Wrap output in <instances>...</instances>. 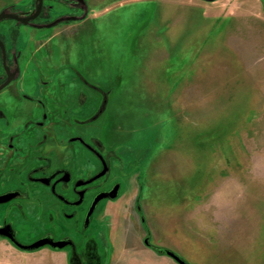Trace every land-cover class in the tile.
Listing matches in <instances>:
<instances>
[{"label": "rangeland", "instance_id": "1", "mask_svg": "<svg viewBox=\"0 0 264 264\" xmlns=\"http://www.w3.org/2000/svg\"><path fill=\"white\" fill-rule=\"evenodd\" d=\"M95 11L87 29L37 44L57 90H81L80 72L100 88L81 82L94 101L109 91L93 128L131 156L133 177L88 234L93 261L179 264L145 244L149 231L151 246L190 264H264V1L106 0ZM0 264L69 261L0 237Z\"/></svg>", "mask_w": 264, "mask_h": 264}, {"label": "flooded vegetation", "instance_id": "2", "mask_svg": "<svg viewBox=\"0 0 264 264\" xmlns=\"http://www.w3.org/2000/svg\"><path fill=\"white\" fill-rule=\"evenodd\" d=\"M105 1L2 0L0 4V14L6 16L0 20V195L11 197L0 201V228L6 227L23 243L42 237L71 241L83 264L97 263L93 260L98 258V243L88 234L99 220L101 202L117 200L124 176L133 177L131 156L124 142L99 137L93 128L107 109L109 91L100 112L104 100L94 101L102 97L85 90L81 82L100 88L80 72L75 82L81 90H57L44 73L47 60L37 44L45 34L87 29V23L97 18L96 5ZM103 170L101 177L83 183ZM116 188L118 196L101 199L88 218L97 195ZM0 237L13 244L9 237ZM42 248L67 251L70 264L71 244Z\"/></svg>", "mask_w": 264, "mask_h": 264}, {"label": "water", "instance_id": "3", "mask_svg": "<svg viewBox=\"0 0 264 264\" xmlns=\"http://www.w3.org/2000/svg\"><path fill=\"white\" fill-rule=\"evenodd\" d=\"M212 1V0H209ZM42 2L38 5V8L41 6ZM5 14L2 13L0 14V20L5 18ZM107 104V99L105 98L103 101V105L100 109V112L104 110L105 106ZM82 139V138H80ZM106 173V170H103L102 172H100L99 174L95 175L94 177H92L91 179H89L88 181H85L83 183H88L91 182L99 177H101L102 175H104ZM142 188V186H141ZM118 188L114 189L113 191H111L110 193H100L97 195L95 201L93 202V205L87 215V217L89 218L90 215L93 213L96 205L98 204V202L105 198V197H109L111 199H114L118 196ZM11 197L10 196H4V195H0V201H7L9 200ZM137 210L140 212V216H141V220L143 225H146V219L144 217L143 214V208L142 206L139 204L137 207ZM89 223V219H87V225ZM6 227L0 228V234L3 236H7L11 239V241L13 242V244L15 246H17L18 248L22 249V250H26V251H35V250H39L42 247H44L45 245H50L52 248L54 249H62L64 248L66 245L71 244L73 246V254L70 257V264H83L81 257L76 253L75 251V245L73 242L71 241H64V240H54L50 237H42L40 239H37L35 241H33L32 243H23L18 241L14 235L10 234L9 232L5 231ZM145 244L147 246H151L150 243V235H149V231H148V235L146 236L145 240H144ZM153 247V246H152ZM155 251L159 254H167L168 256H170L171 258H173L177 263L179 264H190L188 263L184 258H182L179 254H177L175 251L169 250V249H164V248H160V247H154Z\"/></svg>", "mask_w": 264, "mask_h": 264}]
</instances>
